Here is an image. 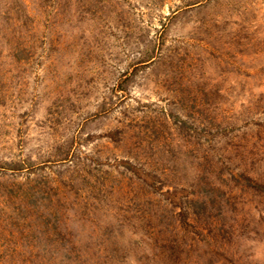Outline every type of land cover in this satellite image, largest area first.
Listing matches in <instances>:
<instances>
[{"label":"rangeland","instance_id":"1","mask_svg":"<svg viewBox=\"0 0 264 264\" xmlns=\"http://www.w3.org/2000/svg\"><path fill=\"white\" fill-rule=\"evenodd\" d=\"M0 264H264V0H0Z\"/></svg>","mask_w":264,"mask_h":264}]
</instances>
